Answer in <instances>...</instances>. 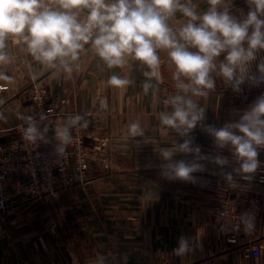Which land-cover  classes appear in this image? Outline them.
Instances as JSON below:
<instances>
[{
	"label": "crops",
	"instance_id": "1",
	"mask_svg": "<svg viewBox=\"0 0 264 264\" xmlns=\"http://www.w3.org/2000/svg\"><path fill=\"white\" fill-rule=\"evenodd\" d=\"M45 2L55 5L56 0ZM194 2L198 10H206V0ZM227 4L231 11H248L246 0H227ZM6 43L11 63L0 65V71L12 82L0 81V113L5 117L0 119V143L9 142L19 127H26L18 114L32 116L46 128L32 99V91L41 89L49 95V107L86 114L90 122L86 142L95 163L81 186L41 200L20 198L0 214V264H94L100 254L106 264H264V246L259 257L249 258L244 249L226 243L229 230H220L219 211L234 186L225 182L218 166L207 163L205 172L195 173L200 178L195 184L164 178L155 167L164 163L161 148L182 142L175 130L159 122L161 111H171L163 100L177 91L166 51L159 53L162 80L158 86L153 81V89L145 94L147 68L131 57L123 68L109 69L86 44L69 77L62 69L35 61L23 41L9 38ZM112 75L134 83L123 88L110 85ZM197 99L206 109L205 122L216 127L237 120L254 100L225 87L219 77L216 89ZM137 120L147 139L125 140L128 125ZM190 134L203 153H216L211 137L199 126ZM221 151L231 159L228 150ZM259 159L264 161V149ZM147 164L153 167L146 168ZM198 186L212 187V196L196 189L186 192V187ZM77 189L83 192L74 193ZM204 201L208 203L200 205ZM173 203L177 208H172ZM259 228L261 239L264 223ZM181 236L189 239L192 250L177 256L173 250Z\"/></svg>",
	"mask_w": 264,
	"mask_h": 264
},
{
	"label": "clouds",
	"instance_id": "2",
	"mask_svg": "<svg viewBox=\"0 0 264 264\" xmlns=\"http://www.w3.org/2000/svg\"><path fill=\"white\" fill-rule=\"evenodd\" d=\"M246 3L247 13L237 16L227 0H206L203 11L194 0H56L55 5L45 0H0V65L11 63L6 42L12 38L23 41L35 61L62 69L70 77L73 63L90 44L109 69L123 68L129 57L145 66L142 86L147 94L153 81L158 86L162 80L159 53L166 51L177 91L163 100L171 111H161L159 122L175 130L182 142L161 148L164 163L155 167L164 178L195 184L200 179L195 173L205 172L211 163L218 166L226 183L236 186L235 176L251 182L258 171H264V161L259 159L264 149V94L237 120L221 127L205 122L206 109L197 98H206L216 89V77L235 93H242L246 83L264 84V57L258 58L264 52V0ZM0 81L11 83L12 77L0 71ZM108 83L123 88L134 81L112 75ZM153 98L158 102L155 93ZM4 118L0 113V119ZM18 118L25 122L22 137L26 142H48L47 130L34 117L18 114ZM89 123L86 114H76L55 127L56 151L63 153L73 140V129L87 128ZM198 126L211 137L215 154L203 153L195 144L190 133ZM129 137L146 138L139 120L128 125L124 139ZM221 150H228L231 159ZM178 154L193 158L175 159ZM229 167L231 171L226 170ZM237 219L245 233L255 230V216L250 212ZM191 250L189 239L181 236L173 251L184 256ZM94 264H106L104 255L96 256Z\"/></svg>",
	"mask_w": 264,
	"mask_h": 264
},
{
	"label": "built area",
	"instance_id": "3",
	"mask_svg": "<svg viewBox=\"0 0 264 264\" xmlns=\"http://www.w3.org/2000/svg\"><path fill=\"white\" fill-rule=\"evenodd\" d=\"M264 57V52L258 54ZM252 70H255V62ZM251 94H264V84L242 85ZM32 99L39 113L40 123L47 130L48 142L28 143L19 127L12 139L0 143V214L7 212L18 199L33 198L41 200L52 197L86 183L95 163L93 152L86 142V129H73V140L63 153L55 149L54 129L63 125L69 116L77 113H64L49 107V95L45 90L34 89ZM234 196L229 197L219 211L222 225H227L229 234L226 243L230 247L245 250L247 257L257 258L264 246V237L258 239L259 226L264 223V171H258L253 181H237L233 187ZM248 211L255 216L256 227L245 233L237 217Z\"/></svg>",
	"mask_w": 264,
	"mask_h": 264
},
{
	"label": "rangeland",
	"instance_id": "4",
	"mask_svg": "<svg viewBox=\"0 0 264 264\" xmlns=\"http://www.w3.org/2000/svg\"><path fill=\"white\" fill-rule=\"evenodd\" d=\"M241 11H243V12L233 10L232 13H234V15H237V16H241L242 14H246V13H247V11H245V10H241ZM236 12H237V13H236ZM238 12H239V13H238ZM239 94H241L242 96L248 97L249 99H252V100H253V99L255 100V99H256L255 97H258V96H259V95H257V94H251V93H249V92H247V91H244V90H243L242 93H239ZM252 100H250V101H252ZM254 100H253V101H254ZM242 111H243V110H242ZM93 174L97 175L96 172H95V173H94V172H91V176H93ZM95 175H94V176H95ZM171 188H176V186H171ZM79 189H80V188H79ZM79 189H77L76 191H73V192H74V193H82L83 191H81V190H79ZM195 189H196L197 192H201L202 194H206V195H209V196H212V194H210V193H213V192H212V191H213V190H212L213 188H212V187H208V186H204V187H200V186H198L197 188L186 187V192H189V190H193V191H194ZM232 189H233V188H231L230 191H231ZM93 190H97V188L94 187ZM84 192H85V194L87 193V191H84ZM64 193H65V192H64ZM71 194H72V193H71ZM230 194H231V195H230L229 197L232 198V197L234 196L233 192H230ZM206 195H205V196H206ZM229 197H228V198H229ZM225 202H226V201H225ZM225 202H224V203H225ZM202 203H203V202H201L200 205H203V206H204V205H206V204L208 203V201H204V204H202ZM224 203H223V204H224ZM191 204L193 205L194 203H191ZM191 204H189V206H191ZM172 206H173L172 208H177L176 203H173ZM222 206H223V205H222Z\"/></svg>",
	"mask_w": 264,
	"mask_h": 264
}]
</instances>
